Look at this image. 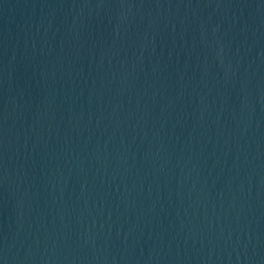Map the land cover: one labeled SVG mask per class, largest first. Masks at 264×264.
Listing matches in <instances>:
<instances>
[{
    "label": "water",
    "instance_id": "water-1",
    "mask_svg": "<svg viewBox=\"0 0 264 264\" xmlns=\"http://www.w3.org/2000/svg\"><path fill=\"white\" fill-rule=\"evenodd\" d=\"M0 264H264V0H0Z\"/></svg>",
    "mask_w": 264,
    "mask_h": 264
}]
</instances>
